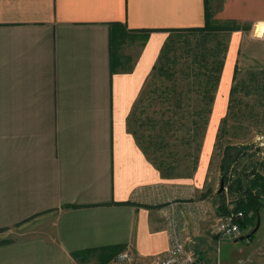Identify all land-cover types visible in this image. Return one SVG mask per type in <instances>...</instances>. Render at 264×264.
<instances>
[{"label": "crops", "instance_id": "1", "mask_svg": "<svg viewBox=\"0 0 264 264\" xmlns=\"http://www.w3.org/2000/svg\"><path fill=\"white\" fill-rule=\"evenodd\" d=\"M215 18L240 26L221 84L234 36L264 38V0H222ZM203 25L204 0H0V233L29 227L0 264H109L115 247L150 264L174 237L208 238L222 215L199 199L222 156L211 169L201 146L195 165L148 124L170 115L149 93L168 31Z\"/></svg>", "mask_w": 264, "mask_h": 264}, {"label": "trees", "instance_id": "2", "mask_svg": "<svg viewBox=\"0 0 264 264\" xmlns=\"http://www.w3.org/2000/svg\"><path fill=\"white\" fill-rule=\"evenodd\" d=\"M222 8V0H204V25L202 27L174 29L163 44L149 82H151V97L161 101L164 116L162 121H149L151 128L156 125L163 130L165 139L179 140V144L194 145V164L198 163L201 143L208 127L209 117L215 94L220 84L225 59L228 52L229 34L239 31V26L233 22L218 21L215 17ZM187 38H190L188 41ZM191 38L195 41L192 47ZM187 41L185 44L182 41ZM112 48V47H111ZM179 53V58L178 54ZM182 61H181V60ZM237 67H234L232 82L236 78ZM234 93L229 91V101ZM160 123V124H159ZM223 120L219 133L222 134ZM170 135V136H169ZM244 146H225L220 164L221 181L228 192L240 193L235 197L234 209H219L223 216L231 212L241 211L243 220L239 222L242 234L254 221L256 214L264 204V177L252 172L250 175H235V165L247 153ZM171 167H165V176L171 177ZM229 174H233L230 176ZM224 196V191L218 194ZM12 242L11 239L0 241V245ZM106 259L114 258L122 247L105 249ZM76 254H73L75 257Z\"/></svg>", "mask_w": 264, "mask_h": 264}, {"label": "rangeland", "instance_id": "3", "mask_svg": "<svg viewBox=\"0 0 264 264\" xmlns=\"http://www.w3.org/2000/svg\"><path fill=\"white\" fill-rule=\"evenodd\" d=\"M219 25L222 26L223 22ZM230 36L231 33L228 37L230 38ZM234 38L241 39L235 65L238 70L236 78L232 82L233 71L231 76L229 74L222 79V83L218 86L201 146H204L207 151L205 157L209 160L211 169L219 165L225 146H244L247 156L233 168L235 175H250L255 172L264 176V38L253 37L251 32L246 33V36L244 33L240 36L238 34ZM187 39L190 40V38ZM182 42L185 44L187 41ZM191 42L193 47L195 43L193 38H191ZM177 55L179 58V53ZM232 87L234 93L229 101L230 96L228 94L225 97L224 91ZM222 120L223 131L220 134L219 128ZM184 153L186 154V150ZM186 161L187 159L182 167H178L180 175L187 172ZM191 161L192 157L190 156V168ZM220 182L218 178L213 179L212 187H207L204 198L199 200L208 199L212 204H218V211L228 208L229 211H232L235 197L240 193L230 194L228 192L229 185H225L224 196L219 197ZM212 190L213 193H211ZM216 220L212 225L216 223ZM250 224L243 232V239L221 237L212 233V228H210V233L206 232L208 238L203 240V243L189 249L198 253L206 264H264V204ZM28 228L27 225H20L10 231L0 233V237L16 239L24 234L27 235Z\"/></svg>", "mask_w": 264, "mask_h": 264}, {"label": "built area", "instance_id": "4", "mask_svg": "<svg viewBox=\"0 0 264 264\" xmlns=\"http://www.w3.org/2000/svg\"><path fill=\"white\" fill-rule=\"evenodd\" d=\"M244 214L241 211L231 212L221 216L212 225L211 232L221 237L240 238L243 234L239 222L243 220ZM187 242L193 244L192 239ZM109 264H136L134 257L127 250L119 252ZM150 264H206L202 257L194 250L189 249L182 241L174 237L169 249L159 258L154 259Z\"/></svg>", "mask_w": 264, "mask_h": 264}, {"label": "water", "instance_id": "5", "mask_svg": "<svg viewBox=\"0 0 264 264\" xmlns=\"http://www.w3.org/2000/svg\"><path fill=\"white\" fill-rule=\"evenodd\" d=\"M223 190H224L223 181H221L220 187H219V193L223 192ZM247 237H249V236H247ZM243 238H244V236L240 237V239H243Z\"/></svg>", "mask_w": 264, "mask_h": 264}]
</instances>
